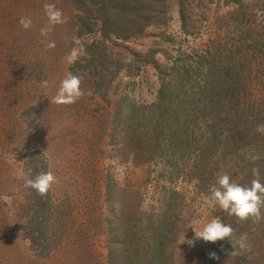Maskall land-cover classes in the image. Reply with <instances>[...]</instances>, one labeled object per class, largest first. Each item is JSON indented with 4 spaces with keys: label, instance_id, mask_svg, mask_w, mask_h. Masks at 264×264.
Masks as SVG:
<instances>
[{
    "label": "rangeland",
    "instance_id": "374dc122",
    "mask_svg": "<svg viewBox=\"0 0 264 264\" xmlns=\"http://www.w3.org/2000/svg\"><path fill=\"white\" fill-rule=\"evenodd\" d=\"M179 1H165L163 20L117 38L104 34L93 0H0V264H111L112 250L118 264H145L128 261L165 219L174 222L173 264H264V208L262 225H230L215 243L194 240V220L228 224L211 198L219 172L194 177L191 159L139 163L123 145L130 108L154 103L172 78L164 72L199 65L218 40H258L251 97H264V0H184L185 20ZM46 5L64 22L49 25ZM21 18L31 20L28 29ZM75 41L85 51L69 64ZM69 72L83 95L57 104ZM39 172L55 177L44 195L24 187Z\"/></svg>",
    "mask_w": 264,
    "mask_h": 264
},
{
    "label": "trees",
    "instance_id": "16d2710c",
    "mask_svg": "<svg viewBox=\"0 0 264 264\" xmlns=\"http://www.w3.org/2000/svg\"><path fill=\"white\" fill-rule=\"evenodd\" d=\"M165 1L93 0V3L98 5L104 34L124 38L163 20L167 13ZM178 10L185 20L184 0L179 1ZM252 40L238 39L231 44L218 40L214 52L209 50L208 54L200 55L199 65L177 66L163 73L172 78L161 86L157 100L150 105H133L124 117L123 145L131 148L136 161L147 163L168 158L173 163L176 158L184 162L191 159L188 172L192 176L202 179L205 174L228 173L232 181L242 185H250L255 178L253 169L258 168L264 180V134L256 131L258 125L264 124V97L253 99L250 83L252 60L260 49L258 40ZM228 161L230 168L226 169ZM226 219L229 225H262L255 217L239 220L227 212ZM173 223L168 219L153 223L159 226L147 239L149 248L142 252V246L138 245L128 262L137 258L145 259V264H173L167 246L170 241L167 225ZM126 246L127 241L124 249ZM124 255L122 250L120 257ZM117 256L112 250L111 264H118Z\"/></svg>",
    "mask_w": 264,
    "mask_h": 264
},
{
    "label": "clouds",
    "instance_id": "9594fccd",
    "mask_svg": "<svg viewBox=\"0 0 264 264\" xmlns=\"http://www.w3.org/2000/svg\"><path fill=\"white\" fill-rule=\"evenodd\" d=\"M45 7L49 25L64 22L60 10L52 5H46ZM19 22L25 29L31 26L30 19L21 18ZM41 32L44 34L45 30L42 29ZM75 43L79 45V49H74L65 58L69 64L75 63L79 54L85 51L83 44H80L79 41H75ZM51 46L49 45V47ZM80 85L81 78L69 72L61 80L54 102L57 104L75 103L83 95ZM256 131L264 134V124L258 125ZM256 158L253 157V159ZM253 176L255 178L252 179L250 185H242L232 181L228 173L220 175L211 192L212 200L222 211L227 212L229 216H235L239 220H247L250 217H255L257 220L261 219V209L264 208V180H262L258 168L253 169ZM54 180L55 177L51 172H39L26 178L24 187L35 190L38 195H44ZM190 227L194 232V240L212 243L228 238L232 232L231 226L219 218H213L203 223L194 220L191 222ZM210 257L218 259L215 252L210 253Z\"/></svg>",
    "mask_w": 264,
    "mask_h": 264
}]
</instances>
